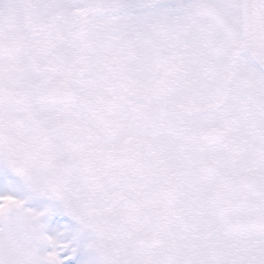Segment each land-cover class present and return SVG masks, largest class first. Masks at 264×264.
<instances>
[{
    "label": "snow or ice",
    "instance_id": "obj_1",
    "mask_svg": "<svg viewBox=\"0 0 264 264\" xmlns=\"http://www.w3.org/2000/svg\"><path fill=\"white\" fill-rule=\"evenodd\" d=\"M0 264H264V0H0Z\"/></svg>",
    "mask_w": 264,
    "mask_h": 264
}]
</instances>
